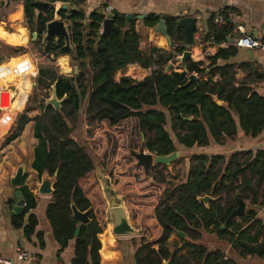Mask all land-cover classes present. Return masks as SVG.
I'll return each mask as SVG.
<instances>
[{
  "label": "trees",
  "instance_id": "obj_1",
  "mask_svg": "<svg viewBox=\"0 0 264 264\" xmlns=\"http://www.w3.org/2000/svg\"><path fill=\"white\" fill-rule=\"evenodd\" d=\"M21 1L31 38L34 33H38V38L30 42L31 50L13 47L7 44H27V29L21 26L15 33H8L0 28V40L7 43L0 42V135L23 110L33 86L31 78L37 75L32 58L25 53L38 54L46 61L38 65L36 86L26 108L1 145H10L30 123H35L38 146L32 168L39 178L48 175L55 180L46 218L60 253L74 243L72 264H100L98 236L107 225L105 216L100 221L97 218L106 203L96 179L94 157L80 128L83 130L85 121L116 127L135 119L149 153L170 156L178 150L176 143L193 153L187 181L168 187L155 209L160 236L154 241L145 237L133 240L138 246L135 264H230L221 251L212 252L198 244L201 231L215 233L242 258L256 256L264 261V220L257 218L256 209L264 206V151L201 153L212 142L223 148L228 140L237 138L239 130L252 138L264 131V97L253 88L258 72L250 64L229 63L238 55V48H220L204 62L189 61L187 71L182 68L181 72H166L186 50L184 31L177 29L178 17L167 20L168 35L177 45L167 51L149 41L148 30L159 23L155 16L129 20L113 12L114 28L110 36H102L103 22L108 18L105 10H95L88 16L78 6L62 9L59 16L69 24L73 47L69 48L63 37L52 38L44 45L46 25L54 15L52 19L42 13L37 15L33 6L36 0ZM219 16L226 19V25H216V17L211 18L200 42L210 41L217 46L229 42L234 27L226 13ZM14 19L22 22L21 15ZM63 56L72 58L78 75L60 73L57 59ZM132 65L150 70V74L141 81L124 77L118 82V72ZM238 70L247 74L246 81H237ZM61 71H66L64 65ZM193 74L198 76V82L188 84ZM55 83L58 98L67 97L59 112L45 105ZM34 110L40 114L31 116ZM168 167L155 166L158 184H167L164 168ZM27 178L28 174L25 181ZM22 192L24 212L15 216L12 224L31 241L39 225L33 214L38 200L27 186ZM238 195L250 201L249 208L244 216L222 229L239 206ZM203 196L215 201L206 206L198 201ZM72 205L81 212L92 210V222L82 225L78 237L75 235L80 224L74 219ZM178 232L186 237H180V244L171 247V239ZM38 239L43 245L41 233Z\"/></svg>",
  "mask_w": 264,
  "mask_h": 264
},
{
  "label": "crops",
  "instance_id": "obj_2",
  "mask_svg": "<svg viewBox=\"0 0 264 264\" xmlns=\"http://www.w3.org/2000/svg\"><path fill=\"white\" fill-rule=\"evenodd\" d=\"M36 2L50 3L54 6V19L51 21L56 19L61 20L59 13L64 7L71 9L78 6L84 10L88 16L99 9L105 10L107 17L113 12H117L124 16L132 15V19H138L142 15L147 16L146 18L164 15L166 16V24L169 17H178L179 20L184 17H196L198 19L197 28H204L211 18L218 17L221 13H226L227 17L231 16L229 19L234 27V33L241 27L246 35L257 36L260 34L264 36V0H122L118 2H113L112 0H55V2H52V0H36ZM36 13L37 15L40 14L37 10ZM16 15L22 16V22L14 19ZM25 20V7L21 0H0V28H3L8 33H15L17 29L22 26L28 31L27 25L26 27L24 26ZM7 26H9L10 29H7ZM201 34L199 35V30H196L195 45L192 48L195 63L204 62L208 56H215L220 49L210 41L207 43L200 42L199 39L201 38ZM237 34L239 35V32H237ZM148 38L151 43L163 50L169 51L172 49L165 36L156 32L155 29L148 30ZM31 41L32 40H30V42ZM0 42L7 44L1 40ZM28 43L29 39L27 44L23 46L7 45L25 48ZM173 46L175 48L177 45L173 43ZM25 54L29 55L30 53ZM179 56L180 55H178V57ZM60 58L65 59L62 60ZM70 61H72L70 56H63L57 59L59 69L62 65L66 67V71L62 73H69L71 69ZM176 63L179 65L178 69L180 70L175 71L173 69V71L181 72V64L178 61H176ZM229 63L236 65H252L256 72H258L257 76L259 78L257 79L258 81L253 84V88L256 93L264 97V49L251 50L238 48V55L234 59H231ZM74 68L75 67L72 68L73 73L75 72ZM135 71L139 75L143 73L145 75L143 79L150 74V70H144L137 65H132L118 72L117 81L119 82L124 77L135 80L136 77L132 74ZM236 79L238 82H244L247 80V74L238 70ZM216 80H218V78H216L215 81ZM12 89L14 90V88ZM31 94L30 91L23 110L17 113L13 119L12 125L0 135V257L11 260L15 264H19L18 252L19 250H23L34 257V260L28 264H54L57 261H61L63 264H72L74 258V243H70L69 247L64 252L60 253V247L53 237L52 230L46 218V208L51 202L52 196L41 195L37 192L44 177L39 178L38 173L32 168L34 154L29 162L23 160L29 153V147L25 140H29L30 145H34V142H36L34 138L35 123L32 128H30L32 124L30 123L22 135L10 145H1L12 127L15 126L17 117L25 110ZM1 113L2 111L0 110V116ZM37 146H34L33 153ZM176 146L177 148L179 147L180 151L177 150V152L181 155H189L188 159L190 160L193 153H188L186 150L182 149L178 143H176ZM259 151H264V131L258 137L252 138L239 130L237 138L228 140L223 148L219 149L216 144L212 142V144L201 153H223L224 155H231L236 152H253L256 154ZM21 164H26V175L28 174L25 186L33 192L38 200V206L33 214L38 218L39 225L35 234L32 235L31 241H28L25 237L23 230L15 229L12 224L13 218L18 215H13L17 197L16 188L11 184V178L15 176L18 166ZM36 182L38 189H31L30 186ZM245 202L248 210V200ZM256 209H258L257 218L264 220V206H257ZM40 233L43 239V245L38 239V234ZM142 237V235L136 237H116L112 233V229L106 227L104 232L98 236L101 243V249L99 251L100 264H135L134 257L138 246L133 240L138 241ZM211 237L213 236H210V239L208 237L206 242L204 240V245L201 241H199L198 244L207 247L212 252L221 251L226 256L227 260L231 262L230 264H264V261L256 256H248L246 258L240 257L228 242L220 240L219 238L218 242H215ZM173 245L175 244H171V247Z\"/></svg>",
  "mask_w": 264,
  "mask_h": 264
},
{
  "label": "rangeland",
  "instance_id": "obj_3",
  "mask_svg": "<svg viewBox=\"0 0 264 264\" xmlns=\"http://www.w3.org/2000/svg\"><path fill=\"white\" fill-rule=\"evenodd\" d=\"M26 20L24 26L26 27ZM10 29L9 26L6 27ZM29 33V43L25 48L31 50ZM36 66L37 75L32 77V90L34 88L35 79L38 76V65L45 62V59L38 54H29ZM58 63V62H57ZM174 70H180L177 63ZM71 72L62 73L64 75H73V61H70ZM135 80H142L145 75H139L135 72L132 73ZM31 90V93H32ZM15 91V88H14ZM50 97L51 91H48ZM39 110H34L31 115H39ZM81 120H84L82 117ZM84 122V121H83ZM34 123L31 124V127ZM81 135H83L88 142V147L94 157L96 163V179L100 185L102 196L105 200V194L103 190L102 179L109 180L111 187L115 190L125 202L127 211L131 222L142 231V236L148 240H156L161 230L158 223L155 220V209L159 204L165 190L173 185H179L187 181L189 172L190 160L189 155H181L173 162L168 168H164L167 184H158L155 181L154 170L150 171V176H146L144 168L137 165L138 161L131 155V151L139 152L140 148L144 146L145 139L138 129V123L135 119L127 120L116 127L109 126L106 122L103 123H91L84 122L83 130L80 128ZM31 136V134H30ZM28 145V155L23 158L25 162H29L33 157V148L38 145V142H34V145L29 144V140H25ZM179 151V147L177 148ZM148 152V151H147ZM180 152V151H179ZM149 153V152H148ZM163 168V167H162ZM37 180V179H36ZM35 180V181H36ZM31 189H38L37 182L30 186ZM39 193V190H37ZM250 204V201H248ZM107 203L103 210L97 212V218L100 221L102 216H105L106 227L111 229V225L106 218ZM202 232V239L200 240L204 245V240L213 239L218 242V237L215 233ZM209 234V235H207ZM180 236L174 235L171 240V244H179ZM210 245V243H209Z\"/></svg>",
  "mask_w": 264,
  "mask_h": 264
},
{
  "label": "water",
  "instance_id": "obj_4",
  "mask_svg": "<svg viewBox=\"0 0 264 264\" xmlns=\"http://www.w3.org/2000/svg\"><path fill=\"white\" fill-rule=\"evenodd\" d=\"M34 8L39 11L40 13H44L49 19L52 18L54 13V6L50 3H42V2H35L33 4ZM64 9H67L64 7ZM147 16L142 15L138 19L143 20ZM160 19L157 27L155 28L156 32L161 33L165 36L166 40L169 43V46L173 47V42L168 35V29L166 24V16H156ZM127 18L131 20L133 18L132 15H128ZM197 23L198 19L196 17H184L181 18L177 22V29H181L184 31L185 34V52L182 53L179 57H177V61L181 64L183 70L187 71L188 62L192 61L195 62V57L192 51L193 46L195 45V32L197 30ZM114 28V15H109L107 19L104 20L102 26V36H110L112 30ZM63 37L66 42V46L69 48L72 47L71 43V36L69 31V24L62 20H54L49 22L46 25V32L43 37V44L47 45L48 41L52 38H59ZM38 38V33H34L32 35V40L35 42ZM174 69V64H171L167 69L166 72H171ZM76 75L79 74L78 67L74 68ZM208 81H212L211 77H208ZM198 76L197 75H190L188 84L197 83ZM36 86V83L34 84ZM57 83H55L51 90L50 97L45 99L46 108L53 107L56 112L61 111L64 102L67 100L65 96L63 99H59L57 96L56 90ZM219 105H222L221 102H218ZM131 155L138 161L137 165L139 167L144 168L146 176H150V171L156 165H167L170 166L173 162H175L180 153L175 151L170 156H157L155 154L148 153L144 146H142L139 152L131 151ZM25 176H26V164H21L18 166L17 172L15 176L11 178V184L14 188H16V205L14 208L13 215L22 214L25 207V201L23 199V192L22 188L25 186ZM42 183L39 187V193L41 195H48L52 196L54 193V178H50L48 175L43 176ZM104 183L102 184L105 199L107 203V211H106V218L108 223L111 225L112 233L116 237H136L141 236L142 231L139 230L130 220L129 213L127 211L126 205L124 200L117 195L115 190L111 187L109 180H103ZM198 201L200 203L205 204L206 206L209 205L210 202H214L215 199L210 196H203L199 197ZM238 208L234 210V212L228 218L225 226H222L224 229L228 226L233 220H236L246 214L247 204L244 200L239 198L238 195ZM72 211L74 219L80 224L76 231V237H78L82 230V225H87L92 222L90 219L91 209L86 212H81L77 209L75 205H72ZM178 235L185 239L186 235L182 232H178Z\"/></svg>",
  "mask_w": 264,
  "mask_h": 264
},
{
  "label": "built area",
  "instance_id": "obj_5",
  "mask_svg": "<svg viewBox=\"0 0 264 264\" xmlns=\"http://www.w3.org/2000/svg\"><path fill=\"white\" fill-rule=\"evenodd\" d=\"M113 2H118L122 0H112ZM231 18V16H229ZM228 17V18H229ZM215 24L219 26L226 25V19L222 16H218L215 18ZM202 27H198L199 35L203 32ZM239 32V35L237 34ZM234 33L232 37H230L229 42L227 44H222L218 46L219 48H229L231 45L236 46L237 48L242 49H264V36L258 34L257 36L246 35L243 28H238V31ZM243 34V35H240ZM200 41V39H199ZM177 47V46H176ZM176 63V62H175ZM18 259L20 261L19 264H28L34 260V257L29 255L26 251L19 250ZM0 264H15L11 260L4 259L0 257ZM54 264H63L61 261H57Z\"/></svg>",
  "mask_w": 264,
  "mask_h": 264
}]
</instances>
